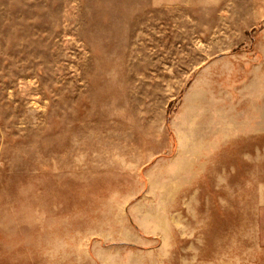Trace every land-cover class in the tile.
<instances>
[{"label": "rangeland", "instance_id": "obj_1", "mask_svg": "<svg viewBox=\"0 0 264 264\" xmlns=\"http://www.w3.org/2000/svg\"><path fill=\"white\" fill-rule=\"evenodd\" d=\"M0 264H264V0H0Z\"/></svg>", "mask_w": 264, "mask_h": 264}]
</instances>
